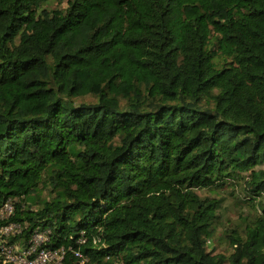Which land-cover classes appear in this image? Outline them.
Segmentation results:
<instances>
[{
  "label": "trees",
  "instance_id": "16d2710c",
  "mask_svg": "<svg viewBox=\"0 0 264 264\" xmlns=\"http://www.w3.org/2000/svg\"><path fill=\"white\" fill-rule=\"evenodd\" d=\"M55 1L0 0V264H264V0Z\"/></svg>",
  "mask_w": 264,
  "mask_h": 264
},
{
  "label": "rangeland",
  "instance_id": "374dc122",
  "mask_svg": "<svg viewBox=\"0 0 264 264\" xmlns=\"http://www.w3.org/2000/svg\"><path fill=\"white\" fill-rule=\"evenodd\" d=\"M57 7L59 6L55 0H50L46 6V8L50 10ZM199 194L204 198L214 197L223 200V209L220 212V218L216 224V238L208 245V250L214 254L229 255L231 247L227 235L231 234L234 229L240 230L245 222L247 223L253 220L256 216V212L249 206L243 204V195L239 185L235 188L234 186H230L216 191L200 190ZM46 197L47 194L41 197L40 200ZM16 229H8L6 232H15L18 230ZM45 238L46 234L40 233L34 236L32 242L39 247Z\"/></svg>",
  "mask_w": 264,
  "mask_h": 264
},
{
  "label": "built area",
  "instance_id": "2783aa9c",
  "mask_svg": "<svg viewBox=\"0 0 264 264\" xmlns=\"http://www.w3.org/2000/svg\"><path fill=\"white\" fill-rule=\"evenodd\" d=\"M14 213V207L11 202L5 205V207L0 211V216L2 219H8ZM18 229L16 226H10L4 230V234H10L6 232L8 229ZM16 229V230H17ZM42 244V243H41ZM40 244V245H41ZM38 247L33 243V247L26 251L14 250L13 248L7 249L5 251L6 262L12 264H61L63 260V253L59 251H48L43 250L39 252L34 257V253L37 252ZM80 256V254H77ZM33 257V258H32Z\"/></svg>",
  "mask_w": 264,
  "mask_h": 264
}]
</instances>
